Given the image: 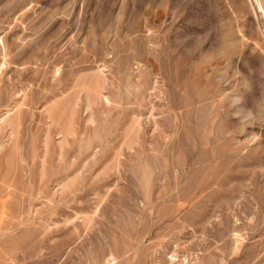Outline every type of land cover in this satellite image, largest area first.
<instances>
[{
    "label": "rangeland",
    "instance_id": "1",
    "mask_svg": "<svg viewBox=\"0 0 264 264\" xmlns=\"http://www.w3.org/2000/svg\"><path fill=\"white\" fill-rule=\"evenodd\" d=\"M0 264H264V0H0Z\"/></svg>",
    "mask_w": 264,
    "mask_h": 264
}]
</instances>
